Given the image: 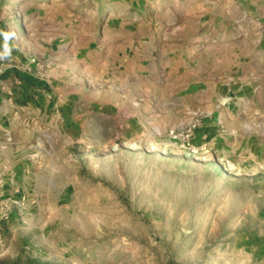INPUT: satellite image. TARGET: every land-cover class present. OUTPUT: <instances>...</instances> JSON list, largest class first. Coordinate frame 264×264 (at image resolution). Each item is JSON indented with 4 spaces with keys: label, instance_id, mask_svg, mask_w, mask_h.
<instances>
[{
    "label": "rangeland",
    "instance_id": "374dc122",
    "mask_svg": "<svg viewBox=\"0 0 264 264\" xmlns=\"http://www.w3.org/2000/svg\"><path fill=\"white\" fill-rule=\"evenodd\" d=\"M0 264H264V0H0Z\"/></svg>",
    "mask_w": 264,
    "mask_h": 264
}]
</instances>
